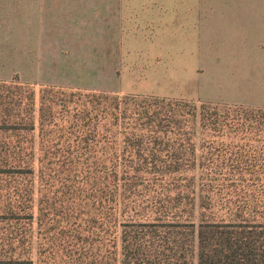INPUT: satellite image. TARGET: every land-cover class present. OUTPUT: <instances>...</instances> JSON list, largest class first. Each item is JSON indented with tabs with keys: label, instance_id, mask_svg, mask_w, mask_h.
Listing matches in <instances>:
<instances>
[{
	"label": "trees",
	"instance_id": "obj_1",
	"mask_svg": "<svg viewBox=\"0 0 264 264\" xmlns=\"http://www.w3.org/2000/svg\"><path fill=\"white\" fill-rule=\"evenodd\" d=\"M35 87L0 81V132L22 130L14 153L0 140L22 256L29 220L46 264H264V109Z\"/></svg>",
	"mask_w": 264,
	"mask_h": 264
},
{
	"label": "crops",
	"instance_id": "obj_2",
	"mask_svg": "<svg viewBox=\"0 0 264 264\" xmlns=\"http://www.w3.org/2000/svg\"><path fill=\"white\" fill-rule=\"evenodd\" d=\"M165 19L171 21L176 50H186L179 39L187 36L188 50L211 70L207 75L220 76L223 85L247 97L203 102L264 109V0H0V81L18 77L34 85L139 94L115 86L24 80L20 72L39 76L51 64L68 61L69 49L54 51L55 42H62L80 53L68 58L70 68L91 61L98 78L116 80L125 61L122 43L126 46L133 31L163 27Z\"/></svg>",
	"mask_w": 264,
	"mask_h": 264
},
{
	"label": "rangeland",
	"instance_id": "obj_3",
	"mask_svg": "<svg viewBox=\"0 0 264 264\" xmlns=\"http://www.w3.org/2000/svg\"><path fill=\"white\" fill-rule=\"evenodd\" d=\"M169 16H171V10L166 12L165 17ZM126 37L128 38L127 34L125 40ZM131 38L132 39H128L126 46L124 42L121 45L123 49L127 48L124 52L125 58H123L125 61L121 65V71H119L121 73V78L118 77L116 80L112 79L106 81L104 77L98 78L99 75L97 76L94 70L95 64L91 61L76 62L85 65L83 68L79 66L70 68L71 62L69 59H73L75 56L78 57L80 53H75L72 47H67L65 44L62 45V42H55L57 45H54V51H58V49H69V51L66 50L64 54V58L68 61L51 64L46 70H42V75H24L23 72H20L23 74L20 77L24 80H35L38 78L46 83L72 82L80 83L84 86H100L107 88H113L115 86L117 90H133L138 92V95H151L180 100L194 98V100L188 101H194L199 104L204 100H241L242 102L247 100V97L236 88L223 85L220 76L207 75L211 70L204 67L205 61L200 60L198 54L195 52L191 53V50H188L187 36H181L179 39L181 47L183 45L186 50L183 52L175 49L176 38L174 40L171 21L165 19V25L163 27L150 25L145 27V29L143 28V30L133 31ZM26 46L27 48H33V44H27ZM91 49L92 45L90 50ZM117 49L118 48L115 46L114 51H117ZM59 53L61 54V52ZM9 82L13 84L23 83L19 81L18 77ZM35 86L37 97L40 91L44 90L45 87H53L55 89L66 88L58 85L35 84ZM33 89L34 88L29 87L28 89H24V91L28 94L33 91ZM210 104L221 105L211 102ZM57 121L61 125L66 124V118L57 119ZM21 131L22 130L18 129L17 132H0V140L2 143L11 144V149L7 151L8 153H14V151L18 150V148H14V146L18 145V141L21 139ZM38 132L39 131H36L34 134H38ZM58 133L61 132H55V134ZM23 135L26 136L24 142L25 153L26 148L29 147L27 139H30L33 133H25V131H23ZM27 151H29V148ZM12 155L13 154H11V156ZM10 165H14V168L18 167L15 164H9V166H4V164L0 165V264H18L19 260L28 259L27 257H30L29 259L32 260L31 263L33 264H46L45 261L48 259L47 253L49 252L48 248L52 250L51 244L53 239L50 237V233H39L37 224H29V222H27L29 220H24L23 223L26 224L25 226L29 232V235L27 234L28 243H26L28 248H30V253L29 256H22V244L20 242L22 233L20 223L22 222L17 218L3 217L4 210L14 205L15 192L22 185L19 174H13L11 172L13 168H11L12 166ZM29 180V178L24 179V184L27 185ZM61 258L57 257V263L61 261V264H67L72 261L70 257H67L66 254L62 252ZM87 261L91 263L92 257L87 258L86 262ZM50 263L53 264V258Z\"/></svg>",
	"mask_w": 264,
	"mask_h": 264
}]
</instances>
